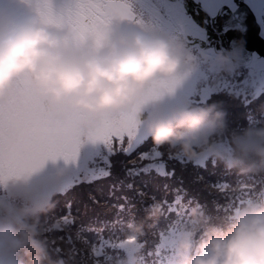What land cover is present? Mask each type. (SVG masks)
I'll list each match as a JSON object with an SVG mask.
<instances>
[{
	"label": "clouds",
	"instance_id": "clouds-1",
	"mask_svg": "<svg viewBox=\"0 0 264 264\" xmlns=\"http://www.w3.org/2000/svg\"><path fill=\"white\" fill-rule=\"evenodd\" d=\"M216 62L227 70V56L217 55ZM186 68L182 42L132 19L113 17L99 36L75 38L69 26L46 20L34 0H0V100L24 79L50 118L70 119L81 136L135 108L154 145H168L189 161L219 158L211 136L222 126L223 113L215 105L165 104L174 95L165 82ZM244 135L247 150L264 159V127L246 129ZM18 184L8 187L15 191ZM30 215L0 204V264H26V256L39 264L31 255L42 248ZM189 217L171 244L174 264H264V201L240 204L223 227L210 225L199 207ZM142 235L140 225H128L121 264H139Z\"/></svg>",
	"mask_w": 264,
	"mask_h": 264
},
{
	"label": "trees",
	"instance_id": "trees-1",
	"mask_svg": "<svg viewBox=\"0 0 264 264\" xmlns=\"http://www.w3.org/2000/svg\"><path fill=\"white\" fill-rule=\"evenodd\" d=\"M219 89L211 93L205 100H200L197 104L191 103L190 106L207 107L215 102L218 95H226L230 113H232V107L236 105L239 109L246 111L245 114L234 113L231 126L222 123L226 116L223 114L220 122L222 126L211 136L213 142L223 141L224 144H228L229 149L219 158L203 156L198 160L189 161L178 156L175 150L168 145L156 146L152 140H148L154 149L161 151L168 158V160L165 159L159 163L162 162V165L166 166L165 170L175 167L177 174L167 180L161 177H149L147 181L150 184L155 183L154 188H149L147 185L141 187L138 184L144 177L131 181L136 185L137 199L141 201L139 211L132 213L127 210L121 211L116 206L118 202L114 198L104 200L103 209H98L87 201L86 198L91 192L98 198L105 199L111 186L118 179L116 176L100 179L91 184H81L75 188L71 185L62 194L57 192L59 191L58 187H53L51 192V189L46 190V187L45 191L39 188V192L47 196L38 199L39 201L33 200L34 209L29 212L35 220L28 218L32 225L38 223L35 227L37 233L35 239L42 251L33 252L31 255L36 256L39 264H121L124 252L120 243L128 231L129 224L140 225L143 231V235L140 237L142 248L139 264H162L171 259V244L175 232L181 225L186 224L187 219L190 218L189 212L193 207H199L205 213L210 225L223 227L227 223L228 217L223 216L222 213H225V209L229 205L239 206L248 200L264 201V159L247 150L246 145L250 141L244 135L246 129L264 127V96L246 100L229 93L227 89ZM34 148L39 154L44 152L40 146ZM206 160L209 162H205ZM42 163L46 164L43 161ZM217 172L221 177V183L217 187L210 188V181L207 183L205 181L210 175ZM202 175L205 177V181L199 182V188L201 191L209 193L207 199H197L196 196L190 194L188 189L177 191L181 186L172 184L176 179L179 181L181 177L185 178L187 184L188 177ZM88 178H91V175ZM224 178H226V183L223 182ZM125 179L127 180V178ZM47 183H52V181H47ZM165 184L168 185L167 189L159 187ZM62 186L64 185L62 184ZM158 187L159 191H157ZM79 188L85 189L84 197L78 195ZM6 189V194L4 191L0 192V204L13 205L17 210L18 208L23 209L20 207L22 204H10L12 195L9 193L10 190ZM64 200L73 201L74 214L79 208L76 225L71 228L67 226V221L57 219ZM85 203L89 204L87 215L105 214L112 217V222L106 227L103 222L94 224L95 232L88 231L86 226L81 227L80 217L84 215L83 205ZM154 211L155 215H152ZM39 217L44 218L46 224L50 226L48 228L52 229L48 230L46 224L36 221V219H40ZM84 220L87 222V216L84 217ZM61 229L63 230L62 235ZM199 235L200 232H197L196 237L198 238ZM62 236L67 238H62ZM57 247L60 249L59 252L56 250ZM24 259L26 264H31L29 256Z\"/></svg>",
	"mask_w": 264,
	"mask_h": 264
},
{
	"label": "rangeland",
	"instance_id": "rangeland-1",
	"mask_svg": "<svg viewBox=\"0 0 264 264\" xmlns=\"http://www.w3.org/2000/svg\"><path fill=\"white\" fill-rule=\"evenodd\" d=\"M205 2L209 3V0H205ZM246 2L254 10L255 14L258 13L260 23L264 29V0H248ZM208 7L211 11L216 10L213 2ZM190 36L191 38L195 37L194 35ZM169 39L183 43L187 68L180 76L165 82V87L174 92V95L165 100L166 105L197 104L200 100H205L211 93L218 91L219 88L227 89L229 93L246 100L264 96V55L255 51L248 64L236 62L228 57L227 70H225L216 62V57L217 55H222L221 52L215 55L205 52L204 47H202L204 50L196 48L190 43L187 36L184 38L175 36ZM183 88L190 92L187 93L185 100H182V97H180V91ZM225 96L218 95L215 98V102L211 105H215L216 111L226 114L222 123L231 126L233 114L238 112L245 114L246 111L241 108L239 109L236 105L232 107V113H230V108L228 109L229 105L226 103L228 99ZM9 108L11 111L9 113L7 136L3 137L0 147H7L16 155L28 160H34L35 162L27 168L0 167V192L4 191V194H6V188H8L10 190L9 193L13 196H11L12 203L10 204H22L20 207L28 211L34 209L33 200L39 201L38 199H43L47 196L39 192V188L45 191L46 187V190L51 189V192L53 191V187H58L59 191L57 192L62 194L71 185L79 183L80 180L91 179L88 176L97 167V161L109 151L111 138L117 133L127 135L133 141L137 137L151 140L139 126L136 118L137 109L134 108L122 114L117 120L102 122L88 133L87 136H81L74 130L75 147L67 157L45 151L39 154L34 147L59 142L62 138L61 129L69 119L63 122H54L39 98L31 90L28 82L24 79L17 80L8 96L4 100H0V110ZM45 121L48 122L47 125ZM124 121L125 125L122 126ZM214 143L220 154L226 153L229 149L228 144H224L223 141L216 140ZM28 145L31 147H27ZM27 155L28 158H26ZM165 159L168 160L166 157ZM42 161L46 164L43 165ZM205 162L208 163L209 161L206 160ZM160 164L162 165L163 163L160 162ZM148 179L149 177H144L138 184L141 187H145L143 181ZM12 181L19 182L15 191L8 187ZM47 181H52V183H47ZM172 184H178V180L176 179ZM155 185V183H147L149 188H154ZM78 190V195L84 197L85 189L79 188ZM98 193L100 194V192ZM216 214H218L217 211ZM39 218L36 221H40V224H46L44 218ZM29 219L33 220V215H30ZM28 221L31 224L30 220ZM33 225L36 227L38 223H34ZM48 227L50 226L47 225L46 228ZM51 229L48 228V230Z\"/></svg>",
	"mask_w": 264,
	"mask_h": 264
},
{
	"label": "flooded vegetation",
	"instance_id": "flooded-vegetation-1",
	"mask_svg": "<svg viewBox=\"0 0 264 264\" xmlns=\"http://www.w3.org/2000/svg\"><path fill=\"white\" fill-rule=\"evenodd\" d=\"M226 1L216 4L215 0H209V3L205 0H34L40 5L46 20L69 26L75 38L88 34L99 36L104 26L117 17L113 13L118 10L119 17L132 19L160 35L167 38L187 36L196 48L204 47L205 52L215 55L221 52L239 62L220 51L222 47L230 48L234 41L251 33L247 24V28L242 27L234 16L241 13L243 18L239 17L240 23H244L249 18L248 13L241 12L244 7L249 13L252 11L262 37L264 29L258 13L255 14L247 4L248 0ZM211 2L215 4L216 10L209 9ZM190 35L195 37L191 38Z\"/></svg>",
	"mask_w": 264,
	"mask_h": 264
},
{
	"label": "snow or ice",
	"instance_id": "snow-or-ice-1",
	"mask_svg": "<svg viewBox=\"0 0 264 264\" xmlns=\"http://www.w3.org/2000/svg\"><path fill=\"white\" fill-rule=\"evenodd\" d=\"M11 109L0 110V142H3V137L7 136V126L9 123V113ZM61 140L59 142H52L41 145V150L52 153L61 154L67 157L70 155L75 147V133L69 119L63 128L61 129ZM165 159L164 154L154 149L146 138L137 137L136 140H130L129 136L117 133L111 138V147L102 158L97 161V167L93 169L91 179L80 180L79 184L72 185L73 188L81 184H91L97 180L105 179L108 177L116 176L118 179L113 184L105 199L98 198L95 194L89 193L87 200L95 205L98 209H103V202L107 199H115L118 204L117 207L121 211L127 210L129 213L137 212L140 210L141 201L137 199V192L135 191L136 185L131 181H134L140 177H161L164 179H172L176 176V168L172 167L166 169L165 165H161L159 161ZM34 160H28L16 155L10 151L7 147H0V167L3 168H27L30 164L34 163ZM127 178V180L125 179ZM188 183H185V178L181 177L178 184L181 186L177 191L188 189L190 194L196 196L197 199H207L209 193L207 191H201L199 188V182L205 181L203 176L188 177ZM209 187H217L221 183V177L219 172L210 175L207 178L206 183L209 182ZM226 183V178L223 180ZM147 180L143 181L146 186ZM165 189L168 185H161ZM159 187L157 191H159ZM143 191V188H141ZM167 198V197H166ZM61 211L57 215V219H63L67 221L69 228L76 225L77 217L79 216V208L76 209V213L73 212V201L64 200L60 206ZM84 215L80 217L81 227L86 226L88 231L95 232L94 224L103 222L105 227L112 222L111 216L101 215L94 213L87 215L89 212V204L83 205ZM104 213V212H103ZM87 216V222L84 217ZM61 235L63 230L61 229ZM102 235V233H101ZM62 238H67L63 237ZM59 252L60 249L57 247Z\"/></svg>",
	"mask_w": 264,
	"mask_h": 264
},
{
	"label": "water",
	"instance_id": "water-1",
	"mask_svg": "<svg viewBox=\"0 0 264 264\" xmlns=\"http://www.w3.org/2000/svg\"><path fill=\"white\" fill-rule=\"evenodd\" d=\"M242 8L243 9L241 10V12L248 13L247 17H249L248 20H250L251 23H249L247 20L244 21V23H240L241 19L239 17L243 18L241 13H238L234 17H236V20L238 21L239 25H242V27L244 28L248 27V29L251 30L250 35L246 36L243 39H237V41L233 42L230 48L222 47V50L220 51L226 52L229 56L238 60L241 63L248 64L252 59L253 51H257L260 54L264 55V38L259 34L260 26L256 22L255 16L252 15L253 13L251 11L249 13L244 7ZM119 13L120 12L117 10V12H114L113 14L119 17L120 16ZM236 50L237 51L239 50L238 51L239 53L236 54L235 53Z\"/></svg>",
	"mask_w": 264,
	"mask_h": 264
},
{
	"label": "bare ground",
	"instance_id": "bare-ground-1",
	"mask_svg": "<svg viewBox=\"0 0 264 264\" xmlns=\"http://www.w3.org/2000/svg\"><path fill=\"white\" fill-rule=\"evenodd\" d=\"M215 3L216 4H219V3H227V1L226 0H215ZM247 21L249 22V23H251V21L250 20H248L247 19ZM181 94H180V97H182V100H185L186 99V96H187V93H190V92H188L186 89H182L181 91ZM45 124L47 125L48 124V122L47 121H45ZM125 125V121L123 122V124H122V126H124ZM51 130V129H50ZM52 131V130H51ZM122 132V131H121ZM56 155V154H55ZM4 178V177H3ZM0 181H1V178H0Z\"/></svg>",
	"mask_w": 264,
	"mask_h": 264
}]
</instances>
